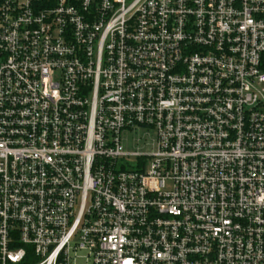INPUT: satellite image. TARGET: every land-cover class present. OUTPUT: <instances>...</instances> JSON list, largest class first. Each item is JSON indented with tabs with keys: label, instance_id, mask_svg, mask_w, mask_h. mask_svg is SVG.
Segmentation results:
<instances>
[{
	"label": "built area",
	"instance_id": "obj_1",
	"mask_svg": "<svg viewBox=\"0 0 264 264\" xmlns=\"http://www.w3.org/2000/svg\"><path fill=\"white\" fill-rule=\"evenodd\" d=\"M0 264H264V0H0Z\"/></svg>",
	"mask_w": 264,
	"mask_h": 264
},
{
	"label": "rangeland",
	"instance_id": "obj_2",
	"mask_svg": "<svg viewBox=\"0 0 264 264\" xmlns=\"http://www.w3.org/2000/svg\"><path fill=\"white\" fill-rule=\"evenodd\" d=\"M121 144L124 151L134 152L138 151L143 154L151 153L154 151V133L148 129H138L136 131L125 130L121 132ZM137 158L130 156L120 163L125 167H135ZM119 164V165H120Z\"/></svg>",
	"mask_w": 264,
	"mask_h": 264
}]
</instances>
